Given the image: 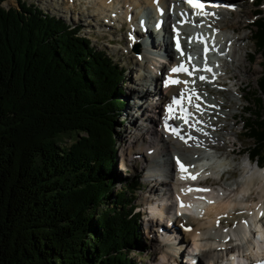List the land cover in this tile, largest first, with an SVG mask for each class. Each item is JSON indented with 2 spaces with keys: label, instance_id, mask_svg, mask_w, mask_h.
Returning <instances> with one entry per match:
<instances>
[{
  "label": "trees",
  "instance_id": "16d2710c",
  "mask_svg": "<svg viewBox=\"0 0 264 264\" xmlns=\"http://www.w3.org/2000/svg\"><path fill=\"white\" fill-rule=\"evenodd\" d=\"M0 0V264H137L148 249L123 182L115 121L125 107V69L64 19L33 3ZM263 0L252 24L263 57ZM244 125L264 163V71ZM258 109V110H257ZM88 136L66 147L65 136ZM123 180H128L124 178Z\"/></svg>",
  "mask_w": 264,
  "mask_h": 264
},
{
  "label": "bare ground",
  "instance_id": "6f19581e",
  "mask_svg": "<svg viewBox=\"0 0 264 264\" xmlns=\"http://www.w3.org/2000/svg\"><path fill=\"white\" fill-rule=\"evenodd\" d=\"M97 1L92 0V4H96ZM100 1H103L104 10L110 8L112 12L118 14L122 12L115 9L122 7H117L114 0ZM129 1L123 0V3L127 4ZM210 1H219L220 4L205 6L208 10L205 14H208V17L204 18L203 22L215 27L209 31L202 27L200 20L188 26L177 22L178 17L181 22L185 17L189 21L192 20L191 12L185 6H181L182 3L188 4L187 0H132L133 4H128L123 11L124 17L132 19L133 22L140 21L138 29L145 24L141 21L143 17L145 22H148L147 26L153 17L167 21L164 31L167 36L160 41L155 50H160L159 53L164 56L169 55L171 58L169 66L163 65L159 68L160 73H154L151 63L148 65L143 59L134 61L140 66L139 73L135 77L138 87H134L140 91L136 94L143 96L141 89L146 84L151 91L161 96V100L155 104L150 101L148 109L154 115L149 114V110L141 115L148 123L147 132L145 135L139 131L136 133V147L134 146L136 149H133L130 143L128 153V156H132L133 151H136L141 153L142 157H152V160H149L146 178L151 176L156 178L154 183L149 184L150 189L148 194L143 196L142 202L149 206L148 218L144 222L147 230L152 231L150 234L158 233L154 248L161 253V256L156 258L154 264H178L181 255H187L186 260L196 264H200L201 257L208 264H212L224 254V245L232 247V251L247 260L264 256V244L255 238L256 234L264 238V166L262 169L256 168L249 157L248 160L247 158L238 160V155L241 153L237 151L236 144L234 142L229 144L226 139V136H229L227 137L229 140L235 136L231 129L221 122L229 114L225 111L228 107L226 102L213 95L216 93L220 96L228 91L234 92L228 86L227 80L236 78V73L228 76L229 71L226 66L231 64L239 72L244 71L243 64L239 65L230 59L235 50L227 45L229 42L244 41L246 38L245 35H232L228 32L229 27L236 31L238 24L230 17L234 7L226 5H239L240 0ZM146 6L150 7L148 15L143 13ZM213 10L215 13L212 14ZM161 11H164L165 15L162 16ZM253 12L250 11L249 14ZM140 13L144 16L141 17ZM107 15L109 14L105 13L106 17ZM114 20L111 18V21ZM133 22L132 26H134ZM108 24L113 23L108 22ZM191 35H194V38H191ZM139 36H143V33L139 32ZM148 39L152 38L148 37ZM223 41H225L224 45ZM178 42L181 43L180 50L175 48ZM198 42L206 43L212 49L217 62L212 64L217 72L215 77L199 76L195 80H190L183 75L174 74L173 64L186 62L187 52L190 48L196 52ZM142 58L146 59L145 54ZM156 85H160V88ZM180 92L194 94V103H199L203 114L193 116L190 122L181 116L172 118L178 135L173 131L161 132L156 120L169 117L161 104L170 102L172 96ZM230 115L235 118V113ZM229 147L235 150H229ZM213 152L222 154L215 156ZM125 156L123 154L122 160H128ZM177 159L185 166L183 170L176 163ZM210 160L212 162L215 160L217 163H211L208 167ZM230 164L235 165L234 169L222 173L221 169L231 166ZM236 171L240 173L238 177ZM209 175L212 177L210 180L202 181L203 177ZM206 204L208 206L203 208ZM186 210L192 213L187 215L183 212ZM167 215L178 216L176 225L180 228L171 227L169 222L173 219ZM239 243L241 246H238ZM195 249L200 250L201 253L197 258L195 257L196 260L191 254Z\"/></svg>",
  "mask_w": 264,
  "mask_h": 264
},
{
  "label": "rangeland",
  "instance_id": "374dc122",
  "mask_svg": "<svg viewBox=\"0 0 264 264\" xmlns=\"http://www.w3.org/2000/svg\"><path fill=\"white\" fill-rule=\"evenodd\" d=\"M22 1L31 4L33 3L38 6V8L48 12V14L64 19L65 22L72 27H79L80 34L91 40L92 45L96 49L107 52L115 62H118L124 67L125 80L121 82L120 85L123 86L125 92V107L116 118L114 127L117 140L116 146L118 148V168L121 171L123 178H120L116 182L114 192L117 193L123 188V182H132L135 179L139 180L138 186L132 188L130 197L132 200H135L137 206L135 211L138 212L141 217L142 229L144 230L148 249L142 253L134 250L130 253V257L137 264H154L156 258L161 256V253L154 248L157 243L158 233L155 232L150 234L152 231L147 230L144 222L145 219L148 218V212H144L146 211V208L149 209V206L142 202L143 196L148 194L150 189L149 184L154 183L156 178L155 176L146 178L149 160H152V157H142V154L136 151H133L132 156H128V153L130 152L129 144L132 143V148L134 146L136 147V133L139 131L145 135L148 129V123L145 121V117L141 115H143V112L149 110L150 101H153V104H155L161 100V96L157 95L156 92L151 91V88L149 89V86L146 84L143 85V88L141 89L144 94L143 96L138 93L136 94L140 89L134 88L136 86L138 87V84L135 82V77L139 73L138 69H140L139 64L134 61L143 59L146 64L150 65L151 63V69L154 73H159L160 71L158 66L155 65L156 61L152 59V55H149L151 58H142L146 52V48L143 47L142 42L140 44L139 40L142 41L140 38L152 35V31L143 36H139V32L137 31L136 35L139 38H132L133 32H130V27H132V23L130 22L132 19L124 17L123 12L128 4H133L132 0L127 4L123 3V0H114V4L117 3V7H122L115 8L117 11H122L120 14L110 11V8L104 10L103 1L100 0H98L99 2L97 1L96 4H92V0H21V2ZM3 5L6 7H19L18 0H6ZM147 7L148 6H146V8ZM256 9L257 7L252 0H240L239 5L234 6V12L231 13L230 17L234 20V23L237 22L238 28L236 31H233V29L229 27L228 32L232 33V35H245L246 38L244 41L234 43L232 50L235 51L233 54L231 53L232 55L230 54V59L234 60V62L239 65L243 64L244 71L239 72V70L236 69L235 66H231V64L226 66L229 71L227 74L228 76H232L236 73V78H233V80H227L228 86L234 90V92L231 93L228 91V93H224L220 96L216 93L213 94L215 97H219L226 102L225 104L228 107L225 111L229 114L226 117L223 116V118H225L221 122L226 125L227 128L231 129V132L235 136L231 139L232 141L227 138L229 136H226V139L229 141V144H232L233 142L236 144L235 147L237 151L241 153L239 154L240 156L238 155L239 161L244 158H247L248 160L250 155L249 149L253 147L254 143L253 140L248 138L244 133V125L248 121L246 115V107L248 103L245 97H249L252 103V109L253 111H256L257 104L259 103L258 79L264 71L262 63L263 57L261 55H257L254 60L250 59V55L256 50L252 41L251 31L252 24L257 18L255 13ZM260 9L264 11V3L260 6ZM250 11L254 12L249 14ZM105 13L109 15L106 17ZM111 18L112 20H115L111 21ZM116 18L118 20H116ZM106 21L112 22L113 24H108ZM137 22H139V20ZM156 36L162 38V32L156 34ZM131 41L138 42L139 48L135 43H131ZM222 43L224 45L225 41ZM132 55L133 57H131ZM156 86L160 88V85ZM148 113L154 115L150 110ZM233 113H235V118L230 115ZM156 122H158L157 125H160L158 120H156ZM160 129L161 127L159 130ZM87 136L88 135L84 132L79 134L71 133L70 135L65 136L61 142L63 146L68 147L77 140L86 139ZM135 147L133 149H136ZM228 149L231 150L232 148L229 147ZM123 154L126 155L125 157H128V160H122ZM122 164H124V166H122ZM255 164V162H252L253 166H255ZM231 166L234 169L235 165L233 164ZM235 174H237L236 176L238 177L240 173L239 171H236ZM124 178H128V180H123ZM176 228H180V226L178 227L176 225L174 229ZM184 259L185 256H180L179 263L184 264ZM200 261V264H207L203 258H201Z\"/></svg>",
  "mask_w": 264,
  "mask_h": 264
},
{
  "label": "snow or ice",
  "instance_id": "6c2138e0",
  "mask_svg": "<svg viewBox=\"0 0 264 264\" xmlns=\"http://www.w3.org/2000/svg\"><path fill=\"white\" fill-rule=\"evenodd\" d=\"M190 2L194 3V6L196 7H200L203 8L204 5L199 3L198 0H190ZM227 7H234V5H226ZM177 47L179 48V44L177 43ZM173 72H179V71H187L186 68H184L183 66H178L172 69ZM201 79H203V77H201ZM173 83H179V81H172ZM174 134L178 135V132L175 128L172 129ZM176 163L180 166V168L183 170L184 169V165L180 163L179 159L176 160ZM194 178V177H193Z\"/></svg>",
  "mask_w": 264,
  "mask_h": 264
}]
</instances>
